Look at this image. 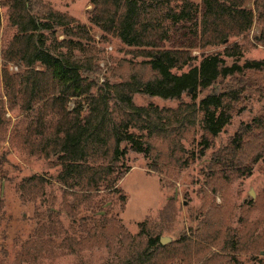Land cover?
I'll return each mask as SVG.
<instances>
[{"label": "rangeland", "instance_id": "1", "mask_svg": "<svg viewBox=\"0 0 264 264\" xmlns=\"http://www.w3.org/2000/svg\"><path fill=\"white\" fill-rule=\"evenodd\" d=\"M5 1L0 0V96L4 98L3 53L17 33L9 22ZM42 1L91 30L92 41L87 42L67 35L65 28H55L59 41L68 36L82 42L85 52L75 50L74 55L91 59L84 75L97 87L126 82L133 75L144 81L153 78L145 65L147 58L138 49L91 24L90 0ZM254 3L248 1L247 8L254 10ZM191 27L188 22L177 23L161 45L191 47L196 42ZM260 36L261 26L255 20L248 33L225 46L192 48L198 59L194 65L200 64L201 56L216 54L222 55L227 66L264 61ZM235 45L242 54L224 56L226 47ZM9 70L17 73L22 69L10 65ZM213 91L233 92L237 102H232L230 123L205 152L199 147V127L177 137L178 143L173 144L160 132L150 137L138 127L130 129L137 136L143 134L153 151L137 153L129 144H122L127 154L115 169L122 176L118 187L126 195L125 204L119 195L105 193L106 180L117 173L106 176L104 168L98 167L95 185L79 180V170L75 177L63 180L56 159L25 152L10 139V133L23 128L29 118L19 107L6 106L8 130L0 139V264H232L231 257L241 264H264V162H258L249 177L212 182L209 176L213 156L228 146L243 125L264 114V72L220 79L199 94L197 102ZM133 102L138 107L153 104L176 110L181 102L190 103L191 96L185 93L178 101L135 94ZM250 146L248 152L253 153L257 146ZM151 239H157L159 245L147 254Z\"/></svg>", "mask_w": 264, "mask_h": 264}, {"label": "trees", "instance_id": "2", "mask_svg": "<svg viewBox=\"0 0 264 264\" xmlns=\"http://www.w3.org/2000/svg\"><path fill=\"white\" fill-rule=\"evenodd\" d=\"M248 1L200 0L196 4L192 0H90L91 24L107 36L121 38L138 49L153 73L147 81L133 75L126 82L97 87L84 75L91 59L74 55L75 50L85 52L82 42L67 39L68 36L59 41L56 36L55 28L59 26L71 37L92 41L86 25L42 0H6L9 22L17 33L3 53L5 98L0 96V139L8 130L6 106L19 107L29 121L23 128L13 129V142L31 156L56 159L57 166L62 167L63 180L75 177L79 170V180L86 179L95 185L98 167L104 168L106 176L117 173L114 179L106 180L105 193L119 195L125 204L126 195L118 187L122 176L115 169L127 154L122 144H129L137 153L153 151L143 134L137 136L130 129L138 127L150 137L160 132L173 144L178 143L177 137H185L199 127V147L205 152L212 139L230 123L232 102L237 99L233 92L213 91L197 102L198 95L220 79L264 72V61L227 66L221 54L203 55L200 64L194 65L198 59L192 55V48L225 46L231 39L248 33L255 20L261 26L259 40L264 43V0H255L254 10L247 8ZM173 3L178 4L176 8ZM181 22L191 23L196 42L188 48L163 47L169 30ZM241 54L235 45L227 46L224 56ZM10 65L22 70L12 73ZM185 68L189 70L174 72ZM185 93L191 96V102H181L176 110L159 109L153 104L138 107L133 102L135 94L181 101ZM253 143L257 147L250 153ZM261 160L264 162V114L243 125L228 146L213 156L210 180L249 177ZM100 211L105 212L103 208ZM157 245V239H151L145 252L155 251ZM230 259L232 264H241L236 257Z\"/></svg>", "mask_w": 264, "mask_h": 264}, {"label": "water", "instance_id": "3", "mask_svg": "<svg viewBox=\"0 0 264 264\" xmlns=\"http://www.w3.org/2000/svg\"><path fill=\"white\" fill-rule=\"evenodd\" d=\"M191 92V91H190Z\"/></svg>", "mask_w": 264, "mask_h": 264}]
</instances>
